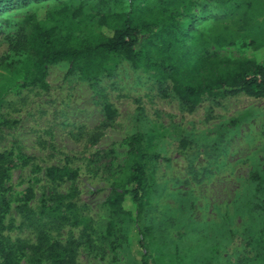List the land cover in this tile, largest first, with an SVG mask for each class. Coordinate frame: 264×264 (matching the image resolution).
I'll list each match as a JSON object with an SVG mask.
<instances>
[{
    "label": "rangeland",
    "instance_id": "1",
    "mask_svg": "<svg viewBox=\"0 0 264 264\" xmlns=\"http://www.w3.org/2000/svg\"><path fill=\"white\" fill-rule=\"evenodd\" d=\"M146 1L152 0H138ZM164 1L173 8L182 2ZM208 2L199 11L198 28H238L240 11L218 0ZM56 4L70 8L77 0H42L3 9L0 56L8 53L5 36L15 32L24 15ZM114 9L87 0V16L57 34L95 33L98 13ZM257 13L251 23L260 21ZM255 29L264 34V23ZM243 32H236L233 45L212 46L210 53L250 57V31ZM106 69L109 75L84 81L68 62L49 64L47 90L22 87L20 78L0 69V151L12 152L15 189L32 181L44 184V168L72 157L70 164L79 169V197L94 228L91 241L79 249L78 264H137L124 242L112 249L113 238L101 239L110 184L127 172L124 140L137 134L142 151L159 156L146 165L145 210L139 219L149 264H264V98L241 92L203 100L187 111L170 82L163 86L167 95L161 94L152 71L133 69L116 54L110 55ZM104 104L114 110V117L101 128L100 139L87 146L86 132L104 120ZM91 155L92 161L87 159ZM36 166L40 169L29 173ZM130 229L127 220L123 235ZM9 234L24 237L27 229L14 227Z\"/></svg>",
    "mask_w": 264,
    "mask_h": 264
},
{
    "label": "trees",
    "instance_id": "2",
    "mask_svg": "<svg viewBox=\"0 0 264 264\" xmlns=\"http://www.w3.org/2000/svg\"><path fill=\"white\" fill-rule=\"evenodd\" d=\"M38 1L42 0H0V13L7 7ZM218 1L241 12L236 30L220 24L209 29L196 26L199 11L209 5L208 0H182L179 8L164 0H97L116 9L98 13V31L83 37L71 32L60 36L57 32L70 29L87 16V0H77L70 8L61 4L49 9L38 7L20 19L13 34L5 36L8 53L0 56V69L20 78L22 87L47 90L49 64L68 62L80 79L94 81L109 75L106 63L111 54H116L129 61L133 69L152 71L162 95H167L163 86L170 82L172 92L187 111L203 100L241 92L264 98V34L255 29L264 23V0ZM255 12L261 17L258 24L251 23ZM241 30H245L242 35L250 31V57L210 53L212 46L233 45L236 32ZM10 53L20 58L15 60ZM114 114L108 104L103 105L105 118L86 132L85 145L92 146L100 139L101 128L112 121ZM124 142L129 155L127 172L110 184L105 200L108 220L101 239L113 238L109 241L112 249L124 242L137 264H149L139 219L145 210L146 165L159 156L143 152L137 134ZM71 159L66 156L61 164L44 168V184L32 181L17 191L11 182L15 164L12 152L0 151V264H78L79 249L91 241L94 228L87 205L79 197V169L70 164ZM87 159L92 161V155ZM39 169L33 167L29 173ZM38 188H42L39 195ZM127 220L131 229L123 235ZM14 227L26 228V236H11ZM75 229H79L78 235Z\"/></svg>",
    "mask_w": 264,
    "mask_h": 264
}]
</instances>
